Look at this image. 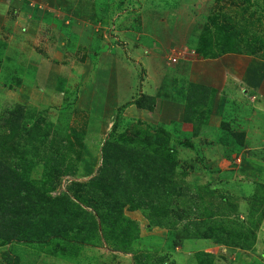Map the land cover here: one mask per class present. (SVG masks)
I'll list each match as a JSON object with an SVG mask.
<instances>
[{"label":"rangeland","instance_id":"374dc122","mask_svg":"<svg viewBox=\"0 0 264 264\" xmlns=\"http://www.w3.org/2000/svg\"><path fill=\"white\" fill-rule=\"evenodd\" d=\"M152 36L170 68L191 56L184 44L247 67L227 98L205 86V104L187 99L186 126L156 124L161 110L149 123L127 110L144 70L122 60ZM159 75L157 94L186 101V75ZM224 122L250 134L244 146L220 142ZM109 142L130 188L93 183ZM0 156L44 197L75 202L63 225L44 215L37 241H0V264H264V0H0ZM84 209L111 213L112 232Z\"/></svg>","mask_w":264,"mask_h":264},{"label":"trees","instance_id":"16d2710c","mask_svg":"<svg viewBox=\"0 0 264 264\" xmlns=\"http://www.w3.org/2000/svg\"><path fill=\"white\" fill-rule=\"evenodd\" d=\"M236 50L235 48H233ZM200 85L196 83H191L190 89L187 94V99L192 104H205L208 95L205 93V86L199 88ZM200 90H203L200 93ZM209 91V88H206ZM156 97L148 94H142L141 96L135 98L132 102L127 103L129 105H135L138 110L142 108L153 110L156 104ZM126 106V104H125ZM127 106V107H128ZM17 118V119H16ZM21 119V115L13 117L10 124H18L17 121ZM188 115L184 116L185 122L188 121ZM116 123L114 127L116 128ZM223 130L226 136L220 139L221 143L232 147V144L237 142L240 146H244V141L246 137V132L244 131H234L231 128L230 123L224 122L222 124ZM162 126L160 125L159 128ZM120 144L109 142L103 147L104 162L100 166V172L96 176L92 177L93 183L95 185L102 186L103 189L111 188L112 185H120L121 182L126 184L128 188L131 185V174H127L125 171L130 168V165L126 167H119L115 162V165H111L110 158L118 157V150ZM169 159L173 161L171 155H167ZM132 156L129 155L128 160ZM127 164V163H126ZM27 180L24 178L22 173L17 169L12 167L9 162H7L2 156H0V241L5 243H10L14 240L20 242H35L39 239L38 235L43 230V226L46 225L41 223L44 215H49V213L56 217V223L63 225L67 223L66 215L69 216V211L74 208L75 202L69 196L57 197V198H46L44 194L37 191L36 187L33 185L27 186ZM130 192V190H129ZM166 189L160 190V193H166ZM47 201L45 205L43 203L39 205L40 201ZM111 209H116L119 211V207L111 205ZM89 215V225L92 229L96 231L99 228V219L101 220L102 230H107L109 228V222L107 220L108 215L111 213L100 212L94 209L93 212L88 210H82ZM47 212V213H46ZM58 218V220H57ZM60 219V221H59ZM73 219V217L71 218ZM107 219V220H106ZM112 225V224H111ZM113 226V225H112ZM112 232V228L107 230ZM54 233L45 235V239L54 236ZM177 239L173 241V246H178L186 238H189L185 233H177ZM198 264H203L205 259L198 257Z\"/></svg>","mask_w":264,"mask_h":264},{"label":"crops","instance_id":"0c3cea01","mask_svg":"<svg viewBox=\"0 0 264 264\" xmlns=\"http://www.w3.org/2000/svg\"><path fill=\"white\" fill-rule=\"evenodd\" d=\"M177 8L179 9H176V10L178 11L181 10L180 5ZM184 11H186V8L184 9ZM147 40H148L147 42L144 41V43H146L145 45H143L142 43L140 46L138 45H135V47L133 46L132 50L130 51V54H131L130 56L132 60L125 57L123 58L122 63L124 67L125 66L141 67L144 70L143 76L145 77L142 83L143 84L142 88L146 89V90L142 89V92L144 94L152 95L154 97L157 96L156 97L157 102L153 110H148L145 108L138 110L136 106L132 104L127 107V110L129 112L134 113L135 115L146 116L145 120L148 121L149 123L155 124L154 121L158 119V113L160 110L163 116L162 118L159 119V121L156 122V124L159 122H170L171 120H180L181 122H183L184 116H185L184 115L185 109L187 106V98H186V101L176 99L174 97V94L172 93L174 91L172 90H171V94L168 93L164 95L163 92H161L162 91L161 89L159 94H157L159 91V86H161L163 81L159 82L157 87L155 86L152 88L151 83L153 81L152 79H154L155 71H158V73L160 74L159 76H163V75L165 76V74L172 76L174 74L178 75V74L183 73V75H186L184 77H185V80H187L188 82H192V83H196L200 85L199 88L200 87L202 88V86H207L208 88H211L212 90H216L215 92L216 97L222 96L224 98H227L224 94H222V91L226 89L224 85L226 83H232L233 82L232 79L234 77H231V76L238 73L239 70H242V69L245 70L247 67V65H245L246 63H244L243 67L235 68V65H233V62L235 60L225 61L224 59H222L223 56L220 58L199 56L197 49H192L191 47L184 44L185 51L184 50L183 51L186 52L187 50V51L192 52V53H189L191 56L190 57H186V55H184L183 57L180 56L179 58H177L176 61H173L171 59L172 62L170 61V63L172 64V68H170L168 67V62H167L168 61L167 55H168V50H169L168 42L166 43V45H164L165 43L162 42L163 45H160L159 47L158 43L160 42L156 40L155 38H153V36L152 38H147ZM120 63L121 62L119 61L118 64ZM174 65H175V68H174ZM125 75H127L126 70L125 69L121 70L120 72L121 82L122 83L125 82L128 85L130 83V80L129 78H126ZM132 83L133 82H131L130 84ZM164 89L166 91L169 90L168 88H165V87ZM187 94H188V91H187ZM210 98H211V95H210ZM224 105H225L224 106L225 108L226 103ZM224 108L222 109L223 113H224ZM220 116L222 118V114H220ZM154 117L155 119H153ZM170 118H173V119L169 120ZM190 121L191 119H188V121L186 122L190 123ZM194 121H195V118H194ZM186 122L183 123L185 124L184 126H186ZM232 129L237 130V131H241V130L244 131V129L243 128L241 129V127H237V129L235 128H232ZM217 132L219 133V131ZM207 133L209 134L211 132H207ZM218 133L214 132V136L217 137ZM200 135L202 137V134ZM249 136L250 134L246 133L245 139H248Z\"/></svg>","mask_w":264,"mask_h":264},{"label":"built area","instance_id":"2783aa9c","mask_svg":"<svg viewBox=\"0 0 264 264\" xmlns=\"http://www.w3.org/2000/svg\"><path fill=\"white\" fill-rule=\"evenodd\" d=\"M174 60H176V59H174Z\"/></svg>","mask_w":264,"mask_h":264}]
</instances>
